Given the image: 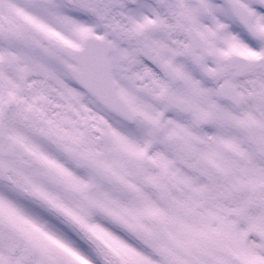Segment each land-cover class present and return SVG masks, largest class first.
Returning a JSON list of instances; mask_svg holds the SVG:
<instances>
[{"label": "snow or ice", "instance_id": "obj_1", "mask_svg": "<svg viewBox=\"0 0 264 264\" xmlns=\"http://www.w3.org/2000/svg\"><path fill=\"white\" fill-rule=\"evenodd\" d=\"M0 264H264V0H0Z\"/></svg>", "mask_w": 264, "mask_h": 264}]
</instances>
